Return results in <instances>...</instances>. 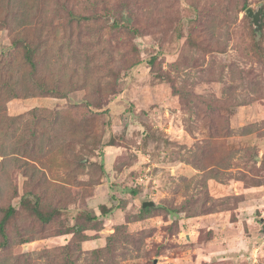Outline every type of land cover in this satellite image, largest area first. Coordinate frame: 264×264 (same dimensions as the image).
Listing matches in <instances>:
<instances>
[{
    "label": "rangeland",
    "instance_id": "obj_1",
    "mask_svg": "<svg viewBox=\"0 0 264 264\" xmlns=\"http://www.w3.org/2000/svg\"><path fill=\"white\" fill-rule=\"evenodd\" d=\"M25 43L59 95L4 103L0 209L34 240L0 256L264 264V0H0V74Z\"/></svg>",
    "mask_w": 264,
    "mask_h": 264
},
{
    "label": "trees",
    "instance_id": "obj_2",
    "mask_svg": "<svg viewBox=\"0 0 264 264\" xmlns=\"http://www.w3.org/2000/svg\"><path fill=\"white\" fill-rule=\"evenodd\" d=\"M12 5V2L10 3ZM9 25H14L16 31L20 28L25 27L27 22H29L30 13L24 9L23 14H20L16 17V15H11L7 13L4 16ZM10 19L13 24H10ZM21 42L15 43L14 45H18ZM22 49L24 51V59L26 61V65L30 68V73L28 74L23 70V65H17L16 68L12 69L10 72L7 71L6 74H0V124L2 126L6 125V121L9 125H15L14 122H10L9 119L4 118V103L11 99H28L30 97H47L52 95H59V92L55 87H52L46 80L38 78V65L35 63V55L32 47L27 43L22 44ZM6 120V121H5ZM135 194V192H134ZM25 202H23L24 204ZM151 208H146L143 210V217L146 216L147 213H150ZM2 216L0 217V250H5L12 245L17 244H26L33 241V238H24L20 237V240L14 241L11 239V235L9 233V227L14 218H16L17 210L13 206L2 207ZM32 215L36 217L43 224L49 223L53 217L56 215L55 211L51 212H42L39 207V203L36 202L33 207ZM65 250L68 252L70 248L68 246L65 247ZM96 254H101L103 251H95ZM24 257V258H23ZM23 257L18 258H8L3 255L0 256V264H8L10 259L14 260L15 264H36L35 260L31 258L29 255H24ZM70 264V262H69ZM74 264V263H73Z\"/></svg>",
    "mask_w": 264,
    "mask_h": 264
},
{
    "label": "water",
    "instance_id": "obj_3",
    "mask_svg": "<svg viewBox=\"0 0 264 264\" xmlns=\"http://www.w3.org/2000/svg\"><path fill=\"white\" fill-rule=\"evenodd\" d=\"M246 15L250 19H252V22H253L254 27H255V31L260 32L261 31V12L260 11L254 12L251 8H249L246 11ZM154 207H155V203H153V202H145L143 204V209L154 208ZM263 231H264V228H263Z\"/></svg>",
    "mask_w": 264,
    "mask_h": 264
}]
</instances>
